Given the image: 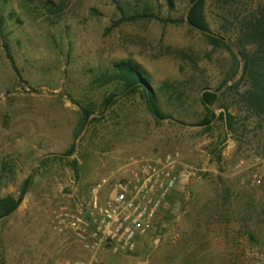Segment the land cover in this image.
<instances>
[{"label":"rangeland","instance_id":"rangeland-1","mask_svg":"<svg viewBox=\"0 0 264 264\" xmlns=\"http://www.w3.org/2000/svg\"><path fill=\"white\" fill-rule=\"evenodd\" d=\"M262 3L205 0L202 32L190 0H0V197L29 179L0 218V264H264V111L238 53L264 25L246 36L239 23ZM119 62L142 71L166 117ZM169 155L176 183L134 250L57 230L55 212L97 179Z\"/></svg>","mask_w":264,"mask_h":264},{"label":"built area","instance_id":"built-area-1","mask_svg":"<svg viewBox=\"0 0 264 264\" xmlns=\"http://www.w3.org/2000/svg\"><path fill=\"white\" fill-rule=\"evenodd\" d=\"M176 161L131 157L119 176H103L93 182L72 210L55 212L59 232L69 230L85 249L103 245L132 251L149 229L166 195L174 187ZM252 183H259L254 175Z\"/></svg>","mask_w":264,"mask_h":264},{"label":"trees","instance_id":"trees-1","mask_svg":"<svg viewBox=\"0 0 264 264\" xmlns=\"http://www.w3.org/2000/svg\"><path fill=\"white\" fill-rule=\"evenodd\" d=\"M204 4L205 0H190L186 20L192 27L202 32H209L210 29L204 16ZM258 9L260 10H257L255 13L260 17L251 14L249 16V20L245 24H241V22L239 23V31L242 34L248 36L250 34V29H257L261 22L264 24V18H261L264 16V3L260 4ZM206 36L215 42H219V39L215 36L208 34H206ZM250 36H252L251 40L253 39L251 47L246 48L242 43V38L240 39V42L244 48H242L238 53L242 59V76L246 79L251 88L250 93L257 96L258 101L256 103L261 107L258 112L262 113L264 111V25L260 31H256L254 35ZM253 36H256L259 39ZM220 44H223L228 49H231L230 45L224 41H220ZM116 69V73H119L117 76L126 80V86L129 87L135 85L143 88L149 109L156 118L166 117L157 104L156 97L149 87L147 78L137 66L132 65L129 62H119L116 64ZM258 94H261V96H258ZM200 99L201 102L207 106L215 100V94L213 92L203 91ZM28 183L29 179H26L24 187L17 198L10 195L0 197V218L11 214L17 208L25 191L27 190Z\"/></svg>","mask_w":264,"mask_h":264}]
</instances>
